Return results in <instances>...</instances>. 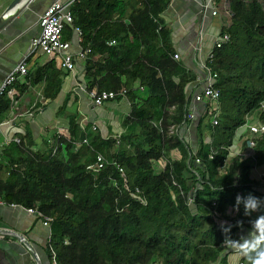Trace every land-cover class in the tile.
<instances>
[{
    "label": "trees",
    "instance_id": "16d2710c",
    "mask_svg": "<svg viewBox=\"0 0 264 264\" xmlns=\"http://www.w3.org/2000/svg\"><path fill=\"white\" fill-rule=\"evenodd\" d=\"M169 2L75 0L70 6L72 22L62 38L70 40L77 27L80 47L90 48L81 60L85 90H125L130 109L118 139L81 127L65 95L55 112L66 119L65 131L46 129L38 148L24 122L15 133L19 141L0 147V201L50 219V263L48 245L57 264H227L225 243L239 244L240 229L256 219L227 213L236 195L263 188L255 192L264 215V184L250 177L254 166H264V132L250 157H230L236 130L254 116L264 121V0H215L225 7L220 34L228 39L205 60L216 73L218 110L213 124L215 113L205 103L195 148L178 134L190 122L184 87L195 75L172 57L170 31L160 19ZM56 62L31 67L15 84L18 95L29 96L27 112L61 92L64 71ZM15 99L0 96V122L17 112ZM95 151L109 162L98 171L87 168ZM259 249L264 232L242 253V264Z\"/></svg>",
    "mask_w": 264,
    "mask_h": 264
},
{
    "label": "crops",
    "instance_id": "0c3cea01",
    "mask_svg": "<svg viewBox=\"0 0 264 264\" xmlns=\"http://www.w3.org/2000/svg\"><path fill=\"white\" fill-rule=\"evenodd\" d=\"M12 0H0V18L4 19L9 15L6 9ZM54 0H22L10 18L0 28V82L6 74L23 57H26L28 70L36 65H42L48 59L54 58L59 64L57 56H43L40 51H32L30 41L39 33L37 20L42 11ZM211 0H170L167 8L160 14L162 25L170 31L173 54L177 53L178 58L187 70H190L195 78L184 87L186 96H189V108L193 114V120L183 124L178 129L180 137L184 138L193 148L196 147L195 122L204 111L206 101H194L193 95L200 91L206 84V73L203 64L208 53L213 49V43L220 36L221 26L225 22V13L215 7L216 14L211 15ZM224 4V0H222ZM222 4V5H223ZM225 12V13H224ZM70 51H76L77 43L74 31L70 39ZM81 60H75L73 71H64L61 92L58 97L50 102L45 101L44 106L36 113L27 114L29 96L18 95L17 112L11 115L8 123L2 125L0 132V144L4 139L23 131L24 122L32 131L36 147L42 144V138L47 137L46 129L52 132L65 131L66 119L56 117L55 112L65 95H68V106H72L77 112V121L92 127L94 125L100 135L104 138L114 136L121 132V119L127 115L130 104L126 96L109 100L101 105H93L87 93L79 88L84 86ZM24 75L17 76L13 83L14 89L17 82L23 80ZM137 84L134 83L133 87ZM40 94L37 92V99ZM36 100V99H35ZM11 114V112H10ZM257 116L248 119L247 124L255 122ZM245 123V124H246ZM238 128L233 138V146L230 150V157L238 155L241 158L250 157L252 149L248 147L247 140L252 136L247 126ZM50 135V134H49ZM48 138V137H47ZM208 140V137H205ZM4 145V144H3ZM2 145H0L1 147ZM177 152H171L173 158ZM264 172V166H254L250 171V177L263 185L260 175ZM264 187V186H263ZM263 188L252 187V190L245 191L241 196L252 194L261 200L256 194ZM256 191V192H255ZM242 205V204H241ZM239 211H232L233 207L227 210L229 215H243V206ZM260 207L251 212L250 215L260 213ZM252 227H242L239 231V244L237 251L232 248L227 250V264H237L242 253L247 247L256 243V232H251ZM50 228L43 225L42 220L33 214L27 213L17 205L0 204V264H52L46 253L47 239Z\"/></svg>",
    "mask_w": 264,
    "mask_h": 264
},
{
    "label": "built area",
    "instance_id": "2783aa9c",
    "mask_svg": "<svg viewBox=\"0 0 264 264\" xmlns=\"http://www.w3.org/2000/svg\"><path fill=\"white\" fill-rule=\"evenodd\" d=\"M75 0H54L52 3H50L39 15L37 24L39 27V33L37 36L33 37L30 41V47L32 51H40L43 54L53 57L57 56L59 58V67L63 69L64 71L71 72L73 71L75 67V60H83L85 59L90 53V48H82L79 45V36H80V30L79 28H74V34L76 36V51L71 52V41L70 40H64L62 38V32L67 24H71L72 22V15L70 12V6ZM210 14L215 15L216 14V4L215 0H211L210 2ZM228 39V36L226 34H220L219 37L214 41L212 48L220 47V45L225 42ZM115 43L114 40L106 41L107 45H113ZM212 50L208 53L207 58L211 57ZM99 54H92L91 59L98 60ZM173 59H177L179 56L177 53H174L172 55ZM203 69L206 73V84L205 86L198 92H196L193 95L194 101H206L209 102L211 105V110L214 111V117L212 118V123L216 124V114L218 110V97L219 93L218 90L213 86L216 79V73H212L208 67H206L205 62L203 64ZM28 71L27 64H26V57H23L11 70L6 74V76L3 78V80L0 82V96L3 93H6L9 97L10 101L15 103L16 102V96H18V92L14 87L12 86L15 82L17 76L19 75H25ZM79 88L87 93L88 97L90 98L93 105H101L106 101L114 100L117 98V96L123 97L125 96V90L122 89L118 92L115 91H105L101 90L98 91L95 87H93L90 91H86L84 86H80ZM141 89V87H139ZM41 97V96H40ZM264 106V105H263ZM27 114L31 116L33 113L31 111H28ZM189 119L193 120V114L190 112L188 115ZM9 120H5L3 122H0V132L2 125L8 123ZM248 132L252 135L248 140L247 144L248 147L252 149L254 146L255 140L258 136H260L264 132V121L260 120L259 118L256 119L253 123H246ZM80 126L84 128L85 124L80 122ZM93 130L96 129L94 125L91 127ZM119 135H116V139H118ZM15 141L18 142L19 138L16 135H12L9 138H6L1 142L0 145H5L9 143V141ZM84 143H86V139H83ZM79 145V143H78ZM115 145H118V140L115 142ZM196 163H198V160H195ZM109 163L105 156L100 153L96 152L94 153V161L92 164L88 165L87 168H91L95 171L100 170L103 168L104 165ZM121 171V169H119ZM261 180L264 183V172L260 175ZM112 184H115L113 181ZM140 201H143L140 197H137ZM191 202V198L188 200ZM0 204L4 205L1 201ZM14 206V204H11ZM18 206V205H17ZM27 213L33 214L34 216L38 217L42 220L43 225L49 226L50 219L46 216H43L40 212L33 208H26L22 207ZM256 218L260 216V213H257ZM251 224V222H250ZM252 226V225H251ZM50 234V233H49ZM260 232H256V239L258 242L259 240ZM49 242V236L47 239V244ZM225 247L232 248L233 251H237L236 245H232L230 242L225 243ZM48 249L51 253V261L52 264H57L55 262V253L51 247V245H48ZM237 264H242V262L239 260Z\"/></svg>",
    "mask_w": 264,
    "mask_h": 264
},
{
    "label": "clouds",
    "instance_id": "9594fccd",
    "mask_svg": "<svg viewBox=\"0 0 264 264\" xmlns=\"http://www.w3.org/2000/svg\"><path fill=\"white\" fill-rule=\"evenodd\" d=\"M241 204L243 205V215L250 216L251 212L256 211L260 207L261 201L252 194L245 196L237 194L232 211H239ZM250 222L252 225L251 232H264V215H260ZM223 227L227 230L230 225L225 221ZM250 264H264V249H259L254 257H250Z\"/></svg>",
    "mask_w": 264,
    "mask_h": 264
},
{
    "label": "water",
    "instance_id": "95a60500",
    "mask_svg": "<svg viewBox=\"0 0 264 264\" xmlns=\"http://www.w3.org/2000/svg\"><path fill=\"white\" fill-rule=\"evenodd\" d=\"M22 0H12L7 9L6 12L9 14L7 15L6 18L2 19L0 18V28L4 25V23L10 18L11 14L15 11V9L17 8L18 4L21 2ZM264 108V106H263Z\"/></svg>",
    "mask_w": 264,
    "mask_h": 264
},
{
    "label": "rangeland",
    "instance_id": "374dc122",
    "mask_svg": "<svg viewBox=\"0 0 264 264\" xmlns=\"http://www.w3.org/2000/svg\"><path fill=\"white\" fill-rule=\"evenodd\" d=\"M43 56H45L44 54H43ZM157 169V168H156ZM261 201V200H260ZM241 206H243V205H241Z\"/></svg>",
    "mask_w": 264,
    "mask_h": 264
}]
</instances>
